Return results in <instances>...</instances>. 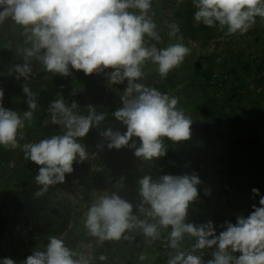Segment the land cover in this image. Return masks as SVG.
<instances>
[{
  "label": "clouds",
  "instance_id": "clouds-1",
  "mask_svg": "<svg viewBox=\"0 0 264 264\" xmlns=\"http://www.w3.org/2000/svg\"><path fill=\"white\" fill-rule=\"evenodd\" d=\"M196 9L194 20L208 27L219 26L227 35H244L256 23L264 20V0H192ZM152 0H0V23L11 18L30 35L25 48V60L35 56L47 72L68 76L70 68L86 75L108 73L110 83L127 88L120 97L122 106L113 116L127 126L123 134L111 127L101 132L109 149L131 147L135 155L147 161L166 155L164 139L179 143L190 139L192 120L178 107V97L148 86L143 66L152 62L161 78L178 68L190 49L181 42L163 48L149 44L146 38L159 42L157 24L149 13ZM180 29L172 25L170 37H177ZM182 39V38H181ZM43 52L42 55L40 53ZM17 78L27 79L32 73L25 62L15 66ZM28 111L23 115L0 105V145L5 148L22 147L25 158L37 165L36 183L41 186L35 193L41 196L50 186L65 181L66 174L74 171L76 162L88 159V152L80 140L90 129L99 127L106 113H96L88 106V114H79L78 104L65 103L61 96L49 107L51 121L62 128V133L42 138L37 142L19 145L21 130L31 121L38 105L35 94L27 86ZM4 92L0 89V99ZM133 137H138L140 146ZM139 212L153 221L140 219L133 212V204L116 192L103 193L89 207L84 226L101 243L129 239L126 233L140 229L150 240L160 238L162 229H171L166 247L167 264H264V197L260 207L253 205L247 217L238 216L235 224L228 222L225 231L216 234L214 224L187 223L190 204L198 196L201 180L192 175H163L153 180L145 175L139 180ZM259 194V189H252ZM147 206V207H146ZM185 236L195 239L190 251L181 249ZM213 259L205 262L197 253L213 249ZM239 254V255H237ZM143 258V257H141ZM101 261L107 257L101 255ZM0 264H16L4 258ZM21 264H89L81 253L68 247L56 236H50L44 250L37 249Z\"/></svg>",
  "mask_w": 264,
  "mask_h": 264
},
{
  "label": "rangeland",
  "instance_id": "rangeland-1",
  "mask_svg": "<svg viewBox=\"0 0 264 264\" xmlns=\"http://www.w3.org/2000/svg\"><path fill=\"white\" fill-rule=\"evenodd\" d=\"M184 4H187V8L184 9ZM2 10V9H0ZM193 11V14H189ZM196 11L192 0H152V8L150 10L151 19L157 24V31L161 37L159 42L155 40H150L146 38V42L149 44H156L158 48L166 47L171 43L181 42L186 47L190 49V54L185 57L183 63L173 71H171L167 78H161L157 72V66L152 62H146L143 66V71L145 73V79L139 81L151 87H156L161 92L168 93L171 96L178 97L179 104L178 107L182 108L185 114L195 123L203 124L204 127L215 129L217 133H222V130L230 131L232 134L237 133L242 126L238 125L240 120H235V125L233 121L230 120V124L220 123L213 126V122H204L200 111L198 109L199 105L203 102L204 95L202 92V85L204 83V78L197 75L194 72V65L197 59H205L207 55L217 52L215 57V62L212 60L209 64H206V70L212 75V83H223L224 80L229 79V84L233 79V76L229 74V70L233 68L238 69V74L245 79L244 73H242L243 62H254L255 64H264V20L259 17L256 19L255 25L244 35H227L226 29L221 30L219 26L208 27L202 23L198 24L194 20V12ZM188 13V14H187ZM172 25H177L180 29L177 37L173 38L169 36V32L172 31ZM30 33L26 32L24 28L11 18H8L3 23H0V75L5 78H10L15 72V66L17 64H24L27 62L32 71L43 68V64L35 56L30 57L25 60L24 49L30 48L31 43H26ZM182 39H181V38ZM180 38V39H179ZM232 43L234 51H224L227 44ZM42 55V54H41ZM204 62L207 60H203ZM113 71V69H105L101 73H93L92 75H86L83 71H71L68 75L69 81L67 89L70 92H87L91 89V84L93 82H102L109 84L112 88L117 90L121 95L127 88V80L122 84H112L108 73ZM251 76V75H250ZM263 76L264 80V66L261 75L258 73L252 74L251 81H258L260 85L259 88H255L254 83L248 88H243V93L239 96L238 104L240 108L235 111L237 114H241V111L245 108L251 107L253 104L258 107L256 99L258 101H264V83L260 80ZM247 79V77H246ZM85 80V82H83ZM262 82V83H261ZM251 88V89H250ZM214 88H212L213 90ZM256 96V97H255ZM257 101V102H258ZM259 106H263L262 103ZM37 111V110H35ZM34 111V112H35ZM23 115V111H16ZM264 116V111H260ZM41 118L34 116L29 122H25V127L21 130V135L23 139L19 140V145L24 143L37 142L44 138L43 128H47L51 124L50 113H45ZM204 122V123H203ZM262 120L260 123H263ZM213 123V124H212ZM260 133L262 138V144L264 147V130L260 126ZM113 131H120L122 134L127 131V126L122 122L115 119ZM206 131V132H204ZM241 131V130H240ZM202 133L201 136H197L196 133ZM191 137L186 141H181L179 144L185 146L189 151L192 149V137L199 139L201 143L205 146V150H209L210 156H215L213 152L214 147H217L219 143L224 144L223 141H219L212 137L211 133L207 130H195L191 129ZM240 133V132H239ZM237 135V134H235ZM201 137V138H200ZM203 137H205L203 139ZM210 137V138H209ZM208 138L209 140H206ZM90 140L89 133L86 137L82 138L80 142L85 145L88 152V159H90L93 164L89 167L84 168L81 166L75 173L78 176H73L70 179H65L64 182L55 185V188L50 190V193L44 196H38L34 204L24 207L21 214L25 216L29 222L31 229L39 231L40 239H48L50 236H56L68 244V247L74 251L81 253L89 264H95L96 261L92 257L93 244L87 242L85 237L89 234L88 230L84 226V220L86 218V213L91 206V204L97 199V197L105 192L112 193L116 192L123 199L132 203L137 210L138 216L141 219H148L150 223L155 222L151 218L143 216L139 212L138 205L140 203L136 202L133 196L139 193V180L145 175H150L153 180H158L163 175H171L174 170V165H177L180 169L178 176L182 175H192L194 173V165H187V150H181L177 153L175 158H167L165 155L153 159L152 161L144 160L143 158H138L135 155V149L131 147H124L120 149L121 153L127 152V158L131 161V165L128 169V174L118 177L117 174L113 175L111 168L108 167L111 159L106 160V154L109 149L107 144L109 141L99 140L98 144L92 143L90 146L86 144ZM136 143V146H140V140L138 137H133L130 141ZM207 142V143H206ZM174 143V142H173ZM238 147V146H236ZM94 148V149H93ZM235 148V147H234ZM233 148V149H234ZM88 149H93V151H88ZM201 153L205 154L203 158V166L208 162L209 153L207 151ZM187 151V152H186ZM101 153L100 155H98ZM240 154L237 153V156ZM260 156L264 157V153L260 152ZM262 159V158H261ZM27 161V162H25ZM25 158L22 147H17L13 152L3 155L0 154V191L6 189L15 184L18 181L17 173L14 172L15 167H24V163H28ZM31 162V161H30ZM29 162V163H30ZM104 163V166H103ZM186 163V164H185ZM261 165L258 168L251 169L250 172H254V177H256L264 186V160L259 162ZM35 164L31 162V166ZM234 162H231L233 165ZM224 169L225 175L230 173L241 174L242 176H250V173H245L247 168L239 171L234 170L235 167L226 166ZM106 169V175L104 177V182L96 185L97 183L94 173L100 169ZM198 173V172H196ZM80 175V176H79ZM201 180V184H204L203 177L201 174L198 175ZM198 187H203L198 185ZM236 204V202H234ZM9 203L0 201V211L4 207H8ZM147 207V206H146ZM223 207V206H222ZM221 209L223 210V208ZM225 209V207H224ZM220 206L217 209H210L211 214L213 211H219ZM226 210V209H225ZM9 214L12 211V207L8 208ZM192 214L196 213L197 217L201 216V212H195L191 207L188 212ZM200 211V210H198ZM203 211V210H201ZM196 215H194L196 217ZM202 218V217H201ZM208 216H203L202 221H207ZM199 218H196V222ZM65 225V226H63ZM169 229H162L159 239L150 240L145 238L140 229H134L126 233L130 238V248L134 251L140 252L138 259V264H152L155 259L160 255L163 248L164 238H168L170 232ZM23 232V228L20 229ZM104 243L99 244L102 247ZM0 245L8 251L5 258H11L16 261V264H21L25 261L28 256L32 255L36 249L33 250L35 245H27V255L24 257L21 251L18 249L10 251L11 241L7 236L0 239ZM18 247V243H15ZM169 249L164 254L162 258L168 261L169 253L172 252ZM117 250L115 248L110 249V257L107 258L105 264H126L128 256L121 254L120 257H116ZM239 255V254H237ZM143 257V258H141Z\"/></svg>",
  "mask_w": 264,
  "mask_h": 264
},
{
  "label": "trees",
  "instance_id": "trees-1",
  "mask_svg": "<svg viewBox=\"0 0 264 264\" xmlns=\"http://www.w3.org/2000/svg\"><path fill=\"white\" fill-rule=\"evenodd\" d=\"M187 8V4H184V9ZM188 14V13H187ZM189 14H193L191 11ZM181 38V37H180ZM179 38V39H180ZM232 43L227 44L224 51H234ZM43 52L40 53V55ZM217 52H213L205 59L207 62L203 61V57L197 59L194 65V72L197 75H200L204 78V84L202 86V92L204 95L203 102L199 105L198 109L203 118L204 122H213L214 128L216 125H219L223 122V118H227L232 114V112H227L228 104L229 109L235 112L236 98L241 96L243 92V81L240 75H238V69L233 68L229 71V74L233 76L232 85L228 88L227 81L224 80L225 84L212 83V75L206 70V64L215 62ZM263 63L255 64L254 62H245L243 64L244 71L242 73H246L249 68H253L256 73L261 75L263 71ZM71 71H76L75 69L70 68ZM18 74L16 72L10 78H5L0 75V89L3 90L4 96L0 99V105H2L5 109L18 111L21 110L23 112L30 110L29 105L27 103L29 97L24 93L23 87L27 86L31 89V91L35 94V101L38 105L37 111L34 112V116L42 117L40 115H44L45 113H49L50 104L60 98L61 96L65 100V103L69 106L73 101L78 104L77 111L79 114H88V106L91 105L96 109V113H106V119L101 122L99 127L93 126L89 131L90 140L86 142L87 145H91L92 143L98 144L99 140L108 141L105 137L101 136V132L106 131L107 128L111 127L113 129L115 123V117L113 113L122 106L120 97L122 96L117 90L112 88L107 83L102 82H93L90 86V91L87 92H70L67 89L69 77L63 76L60 74H54L47 72L45 68H40L38 70H33L30 76L25 79L23 77L17 78ZM260 80L264 83L263 76L260 77ZM85 82V80H83ZM261 82V83H262ZM212 88H214L212 90ZM228 113V114H227ZM203 122V123H204ZM217 127V126H216ZM196 130H207L214 134L217 133L215 129H211L208 127H204L203 124H197L192 122L191 129ZM62 133V128L58 125H55L51 122V124L45 129L43 128L44 138L51 137L52 135H57ZM202 133H196L197 136H201ZM195 138V137H194ZM201 138V137H200ZM195 148L198 152H203L205 150V146L199 141L198 137L194 141ZM262 138L259 133H251L240 135L237 138H231L229 141L230 147L239 146V147H251L257 148L261 152L264 153V147L262 144ZM164 145L166 149V157L167 158H175L177 157V153L181 150H187L185 146H181L179 144H175L167 138L164 139ZM229 147V148H230ZM94 149V148H93ZM93 149H88V151H93ZM13 148H5L0 145V154L3 152V155L9 154L13 152ZM99 153L98 155H100ZM127 152L121 153L120 149H111L106 154V160L111 159L108 167L111 168L112 174H117L118 177H122L125 174H128L129 166L131 165V161L126 157ZM27 162V161H25ZM24 163L23 167H15L14 172L17 173L18 181L15 182L14 185L7 187L0 191V201L9 203L8 207H4L0 211V239L7 236L9 241H11L10 251L16 250L19 248L21 254L25 257L27 255V245H35L33 250L36 249V246L40 250H44L48 243V239H40L39 231L33 230L30 228V224L25 216L22 215L21 210L26 206L32 205L36 202L37 197L35 193L40 190L41 186L36 183L35 177L39 174V168L41 166L36 163L32 166L31 162ZM93 164L90 159H87L84 162H76L73 165L74 171L71 174H66L65 179H70L76 175V171L81 167L84 168L89 167ZM186 164V163H185ZM190 165V162H187V165ZM216 165L209 175L208 169H206V165L199 164L194 167L195 175L201 174L203 177V182L206 184V187L211 191V189H217V193L211 191V194L207 190H203L199 192L198 198L193 202L194 211L201 212L202 215L193 216V220L199 218L202 220L203 216L206 215L208 209H216L217 199L225 201L229 207H232V203L234 199L239 196L241 199L236 208V216H230L226 218L227 223L231 222L235 224L237 222L238 216L247 217L252 210L246 211L251 206L256 205L260 207L259 201L261 197H264V186H262L259 180L251 181L249 176H242L239 173H235L230 178L225 176L224 170L222 168V163L220 157H216ZM104 166V163H103ZM177 165H174V172L171 175L178 176L180 173V169ZM243 170L244 168H238ZM255 169V168H254ZM238 171V170H237ZM198 172V173H196ZM240 172V171H239ZM247 171H245L246 173ZM241 173V172H240ZM106 175V169H100L95 171L94 176L97 181L96 185L104 182V177ZM80 176V175H79ZM251 176V175H250ZM249 178V179H248ZM207 179L206 181H204ZM54 186H50L47 192H44L41 196H44L50 193V190L54 189ZM259 189V194L253 193L252 189ZM217 194V195H216ZM215 195L217 198H215ZM134 200L138 203H141L142 198L139 196V193L133 196ZM134 206V205H133ZM12 207V211L9 214L7 211L8 208ZM200 210V211H198ZM203 210V211H201ZM133 212L137 215L136 207L134 206ZM248 212L249 214H246ZM214 214H217L218 211H213ZM138 216V215H137ZM202 217V218H201ZM65 226V225H63ZM23 228V232H20V229ZM218 235V233H216ZM127 235V234H126ZM128 236V235H127ZM129 237V236H128ZM131 238V237H130ZM130 238L129 239H121V240H113V241H105L102 247L99 246L100 241L88 234L85 237L87 242L93 244L94 248L92 251V257L96 261L95 264H105L104 261H101L99 257L101 255H105L107 258L110 257V249L115 248L117 250L116 257H120L121 254L124 256H128L126 264H138V259L140 256V252L134 251L130 248ZM168 238H164L163 240V248L160 255L155 259L152 264H167L164 258H162V254L168 251L170 248L166 247ZM18 243V247L15 246V243ZM68 246V244H66ZM192 247V240L189 238H185L181 242V249L184 251H190ZM16 248V249H15ZM37 250V249H36ZM213 249H204L199 251L197 254L202 256V259L207 262L210 259H213L212 252ZM8 254V251H5L3 247L0 245V261H2L5 256Z\"/></svg>",
  "mask_w": 264,
  "mask_h": 264
},
{
  "label": "crops",
  "instance_id": "crops-1",
  "mask_svg": "<svg viewBox=\"0 0 264 264\" xmlns=\"http://www.w3.org/2000/svg\"><path fill=\"white\" fill-rule=\"evenodd\" d=\"M250 61H251V59H250ZM244 63L245 62H243V64ZM242 71H244L243 66H242ZM255 73H256L255 70L251 67V68H249L247 70L246 73H244V74H246L245 77H244L245 79H243L242 75H241L242 81L244 82L243 83V88H248V87L252 86L251 83H254L253 85H255L256 89L259 88L260 85H257V84H259L258 81H256V80L251 81V79H252L251 76H252V74H255ZM246 77H247V79H246ZM227 80L228 81L226 82L227 83L226 87L228 88L230 85H232V82H233L234 79H232L230 84H229V79H227ZM223 83L225 84V82H223ZM220 84H222V83H220ZM235 100L237 101L236 102L237 106H236L235 110L238 111V109L240 108V106L238 104L239 97H237ZM257 101H258V97H257L256 103H255L258 107H256L253 104L251 107L245 108L244 110H242L241 114H237L238 112L235 113L232 110H230L229 109V104H228V108H227L228 111L227 112L229 113V111H230V112H232V114H230V116L227 117V118H225V117L223 118L224 120L222 122V125L230 124V120H232L233 121V125H235L236 124L235 120L239 119L240 123L238 125L242 126L240 128L241 131L238 130V132L234 133V134H232L230 131H227V130H222V133H214V134L211 133L212 137H214L216 139H219V141L220 140L223 141L224 144L219 143L217 145V147H214L213 152H215V154H216L215 156H210L211 153H209V150H211L212 148L209 147V150H205V151H207L209 153L208 160H207L208 163L206 164V169H208L207 170L208 171L207 174H209V175L205 174L204 177L205 176H210V174L212 172V169L216 165L218 166V164H216V157L219 156L220 160H221V163H222L221 164L222 168L226 169L227 168L226 166H231V167H235L234 170H238V171H239L238 168H240V167L241 168H245V169L247 168V170H246L247 173H250L249 175H251V176H249V178H251V179H249V178L248 179L251 180V181L258 180L256 177H254V175H252V174H254V172L252 173V172H250V170L254 169V168H258L261 165L259 162L261 160H264V157L260 156V152L261 151L259 149H257V148L239 147V146L236 147V145L230 147V145H229V141H230L231 138L235 139V138L239 137L240 135L251 134V133H259L261 135L260 126H262V130H264V122L263 123H260V122L262 120H264V116H263V114L260 113V111H264V101L263 100L258 101V102ZM260 103L263 104L262 107L259 106ZM204 132H206V131H204ZM235 134H237V135H235ZM204 138L205 137H203V139ZM191 139H192V142H193V145H192L193 147H192L191 150H189V151L187 150L188 151L187 162H190L191 165L196 166V165L202 164L204 162L202 157H204L205 154H203L201 152H198L196 150L195 144H194L195 143L194 141L196 140V138L192 137ZM206 140H209V139L206 138ZM237 153H239L240 155L237 156ZM231 162H234V164L231 165ZM263 168H264V166H263ZM237 173H239V172H237ZM234 174L235 173H230L229 172L230 176H228V175H225V176H228L230 178ZM206 180L207 179H205L204 181H206ZM200 186H203V187H198L197 186L198 187V192L203 191V190H207L210 194H211V191H213L214 193H217V189H211V191H209V189L206 187L205 183L204 184H200ZM216 195H215V198H217ZM240 199L241 198L239 196H237V198L234 199V201L232 203V207H229L228 204L225 201L217 199L216 206H217V208H218V206H220V210L218 211L217 214L210 215L212 211H210V209H208V211L206 212V215H205V216H208L207 221H204V220L202 221V220L199 219V221L196 222L195 219L193 220V216L196 213L192 214V211H191V212H188V215H187V218H186V222L187 223H193L195 225H201V224H206L209 221H211L214 224L216 233H218V235H219L220 232L226 230V227H227L226 218H228L230 216H232V217L236 216L235 215V213H236L235 211H236V208H237V205H238ZM234 202H236V204H234ZM192 206H193V202L190 204L189 209ZM221 207L223 208V210L221 209ZM224 207H225L226 210L224 209ZM250 210L254 211L253 206H251V208H249L246 211H250ZM246 214H249V213L246 212ZM185 238L191 239L192 240V244L195 242V239L193 237L185 236Z\"/></svg>",
  "mask_w": 264,
  "mask_h": 264
}]
</instances>
